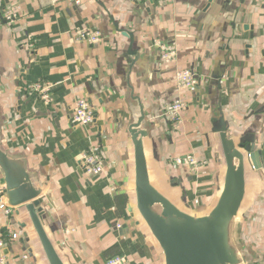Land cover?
Masks as SVG:
<instances>
[{
    "label": "crops",
    "instance_id": "crops-1",
    "mask_svg": "<svg viewBox=\"0 0 264 264\" xmlns=\"http://www.w3.org/2000/svg\"><path fill=\"white\" fill-rule=\"evenodd\" d=\"M11 8L18 18L9 24L2 15ZM82 28L99 31L100 41L78 43ZM157 44L174 46L176 60L164 63ZM185 69L198 79L189 90L175 81ZM37 82L55 86L50 103L27 93ZM78 99L93 112L87 126L71 122ZM175 101L186 106L177 126L164 113ZM139 109L150 182L188 214L208 213L220 193L219 121L237 139H253L262 167L246 164L239 234L249 264H264V0H0V147L36 178L42 225L65 264H106L114 256L163 264L144 222L127 212L134 165L126 128ZM89 150L101 156L98 175L83 170ZM186 155L204 165L194 172L172 163ZM15 212L0 210V240L8 228L19 235L0 248V260L47 264L26 213ZM21 223L30 244L21 241Z\"/></svg>",
    "mask_w": 264,
    "mask_h": 264
},
{
    "label": "water",
    "instance_id": "water-1",
    "mask_svg": "<svg viewBox=\"0 0 264 264\" xmlns=\"http://www.w3.org/2000/svg\"><path fill=\"white\" fill-rule=\"evenodd\" d=\"M121 34L127 36L126 32ZM127 37L132 42V36ZM213 132L224 162L223 182L214 206L208 213L197 216L177 208L151 184L144 150L148 131L141 109L131 115L126 128L134 165V207L128 205L127 212L131 218L138 214L144 222L159 246L163 264H249L252 261L240 240L239 211L245 196L246 164L253 171L260 170L259 153L255 151L253 139H237L228 133L222 120ZM0 174L5 204L15 211L22 207L46 263L65 264L42 225L39 216L42 189L27 171L25 162L12 158L0 147ZM18 226L21 241L30 244V233L24 230L26 223Z\"/></svg>",
    "mask_w": 264,
    "mask_h": 264
},
{
    "label": "built area",
    "instance_id": "built-area-1",
    "mask_svg": "<svg viewBox=\"0 0 264 264\" xmlns=\"http://www.w3.org/2000/svg\"><path fill=\"white\" fill-rule=\"evenodd\" d=\"M59 0H52L53 3ZM68 3L78 5L80 0H66ZM136 2H145L147 0H135ZM3 20L6 23H14L17 18L16 8H11L3 12ZM101 35L97 30L90 28H82L76 30L75 40L78 43L96 44L100 41ZM160 52V57L164 63H173L177 57L176 48L172 45L157 44ZM176 86L181 90H189L197 86L198 79L196 75L188 69L178 71L176 74ZM55 86L48 82H37L26 88L29 95L36 94L40 101L48 104L52 101V89ZM184 102L175 101L165 108V115L168 117L169 121L177 126L180 123L181 113L185 109ZM93 121V112L91 111L89 102L85 99H78L74 102L71 122L77 126H87ZM82 167L86 174L88 175H98L102 172V159L98 152L94 150H89L82 155L81 158ZM172 163L178 167H186L191 171H198L204 164L197 161L193 156L186 155L182 157H177L172 160ZM0 210L6 217H10L15 208L9 207L5 204L3 199V189L0 188ZM119 227V226H118ZM19 235L13 230V228H8L2 239L0 240V248L4 246L6 242H14L18 240ZM0 264L3 261L0 260ZM106 264H125V258L123 256H114L107 260Z\"/></svg>",
    "mask_w": 264,
    "mask_h": 264
},
{
    "label": "trees",
    "instance_id": "trees-1",
    "mask_svg": "<svg viewBox=\"0 0 264 264\" xmlns=\"http://www.w3.org/2000/svg\"><path fill=\"white\" fill-rule=\"evenodd\" d=\"M124 206H125L124 200L118 203V208H117L118 216H122Z\"/></svg>",
    "mask_w": 264,
    "mask_h": 264
}]
</instances>
